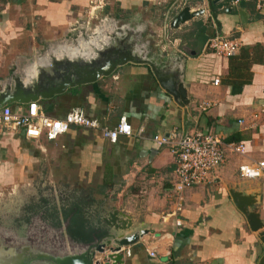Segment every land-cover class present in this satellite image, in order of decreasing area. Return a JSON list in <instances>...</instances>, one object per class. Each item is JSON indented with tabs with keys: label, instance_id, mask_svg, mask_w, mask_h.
Listing matches in <instances>:
<instances>
[{
	"label": "crops",
	"instance_id": "obj_1",
	"mask_svg": "<svg viewBox=\"0 0 264 264\" xmlns=\"http://www.w3.org/2000/svg\"><path fill=\"white\" fill-rule=\"evenodd\" d=\"M112 2L117 11L114 17H118L117 36L113 45L96 49L102 52L101 56L91 52L88 43H81L82 46H76L78 43L73 41H61L56 46L46 41L34 43L33 49L47 45L45 49L49 52L45 55H50L53 60L46 69L47 58H38V64H32L33 70L36 76L40 72L52 75V68L55 70L62 56L78 65L98 61L101 68L110 60L122 57L126 60L109 76H100L96 81L80 86H67L64 94L48 101L37 100L36 104L52 118L63 117L73 108L108 127H113L118 118L124 117L131 135L121 136L111 144L96 130L72 126L55 140L41 139L32 143L44 147L58 143L59 163L67 168V175L73 170L71 175L80 187H88L94 182L102 192L111 193L112 203L104 204V215L116 211V223L129 226L123 230L109 228L110 233L146 232L137 243L125 248L128 254L123 253L121 264H264V248L258 231L248 228L250 215L260 220V228L264 230V178H245L237 173L238 165L264 161V61L250 67L248 85H227L224 80L228 59L216 57L204 49L207 38L217 33L207 13L172 31L165 27L178 10L169 8L171 0ZM229 2L223 1L216 13L220 26L218 34L238 38L242 47L259 44L264 48V0L257 10L254 2L243 1L242 5ZM86 3L87 0H0V49L11 42L16 43L15 38L29 27L31 33H39L40 38L50 41L76 30V25L81 23V14L86 13L82 7ZM158 7L165 8L164 19L153 14ZM227 9L230 10L227 12ZM143 10L150 12L149 17H145L142 25L136 24L143 17ZM238 10L244 14V23L240 22ZM98 21L105 23L104 18ZM126 33L156 35L148 45L154 50L151 61L134 58L136 53H133L134 57L127 54L133 44L124 37ZM2 61L0 58V65ZM23 67L19 69L21 72ZM151 67L165 78L182 83L187 100L185 106L173 101L158 86ZM214 79L219 81L217 85L212 84ZM14 83L11 79L0 84V91L22 95L34 91V87H28L25 81L17 87ZM201 102H209L212 106L198 113L197 106ZM21 105L25 109L26 104ZM14 107L15 104L11 106ZM55 109L58 110L56 114ZM173 128H180L185 133L215 134L225 142L237 141L245 147L242 155L225 152L223 164L210 172L207 183L182 189L177 212L180 225H175L172 215L161 219L175 202V197L169 194L175 180L174 163L166 148L157 147L150 141L151 136L166 134ZM139 130L141 138L136 135ZM13 136L23 141L19 131L10 135ZM102 175L110 176L112 184L108 187L107 183L103 184ZM145 248L153 249L155 256L149 257ZM92 249L64 246L62 250L58 246L44 247L39 252L50 257L56 255L61 260L59 264H84ZM95 255L97 259L102 256Z\"/></svg>",
	"mask_w": 264,
	"mask_h": 264
},
{
	"label": "rangeland",
	"instance_id": "obj_2",
	"mask_svg": "<svg viewBox=\"0 0 264 264\" xmlns=\"http://www.w3.org/2000/svg\"><path fill=\"white\" fill-rule=\"evenodd\" d=\"M172 1L169 3V8L172 10H174V7L177 9L182 5L192 9L198 3L200 4L199 8L203 6L202 0H175L174 3ZM113 6L112 0H87L85 7L84 4L82 5L86 13L81 14L79 21L81 23L76 25L77 29H72V31L60 36L58 35V38L53 41L45 40L46 38H42V36L41 39L39 33L33 34L29 31L30 27L27 28L28 31L15 38L16 43L11 42L0 49V58L3 60V64L0 65V84L8 83V81L13 79L18 84L25 81L30 88L35 82H38V84L42 83L43 90L44 87L50 85L47 83L49 82L48 77L51 76L49 72H46V74L40 72L36 76L37 73L33 70L32 64L36 66L38 58L46 57L47 61L44 64L49 67V62L53 60V57L45 55V52H49L48 49H45L47 45H41L39 46L40 48L38 47L39 49H33L31 45H34V43L39 44L41 42L42 44L46 41L52 42L51 44L55 46L60 44L59 42L61 41L77 42L76 46H82L81 43H85V45L88 43L90 51L94 54H96L97 48H102L104 45H113L114 37L117 36L118 21V17H114L117 11H114ZM158 8L153 14L163 16L164 19L165 8ZM101 9L104 10L101 11ZM99 10L101 12H97ZM142 12L143 17L137 20L136 24L142 25L145 22V17H149V11L143 10ZM103 18L105 23L101 24L98 20ZM125 20L127 21V19ZM165 22H167V19H165ZM70 32H73V34ZM48 35L46 34V36ZM124 37L133 44L131 45L132 49L129 48V51L127 50L128 55L134 57L133 53H136L134 58L151 61L154 50H151L152 47L149 48L148 45L156 39L155 34L137 33L129 35L126 33ZM48 38H51V36H48ZM36 44L35 46H37ZM66 60L62 56L59 61L61 63L60 68L64 67L63 64ZM22 66H24L23 72L19 70ZM38 78L41 81H38ZM54 113H58V110L55 109ZM11 134L13 133L0 130V264H7L13 254H20L23 248H28L27 252H35L36 249L41 250L45 246L43 244L45 238L42 239L39 235L41 231L37 229L36 216L33 215V218H31V226L23 223V218L28 213L22 210L23 206L30 204V202L35 203L39 197L46 199V203L50 206L56 200L58 193L63 192L64 185H68V188L75 185H77L75 187H80L76 179L71 175L73 170L70 169L71 171L67 175V168L65 169L60 165L59 161L61 158L56 152L59 146L58 143H48L49 146L46 145L44 147L43 144L39 146L33 144L32 141H21L14 136L11 138ZM77 179L79 178L77 177ZM95 184L91 182L89 186L95 187ZM99 189L101 194L106 196L105 203L108 201H110L108 202L109 204L112 203L110 199L112 197L111 193L102 192L101 187ZM100 197L102 196L100 195ZM46 236L48 235L46 234ZM64 246H69L70 248L74 245H65L60 242L59 247L62 250ZM6 250L9 252L6 253Z\"/></svg>",
	"mask_w": 264,
	"mask_h": 264
},
{
	"label": "built area",
	"instance_id": "obj_3",
	"mask_svg": "<svg viewBox=\"0 0 264 264\" xmlns=\"http://www.w3.org/2000/svg\"><path fill=\"white\" fill-rule=\"evenodd\" d=\"M202 1L204 2L202 8L209 16L205 8L206 0ZM238 1L254 2L257 10L263 0H230L232 4ZM241 47L238 38H229L218 33H213L204 44L205 50L223 59L231 58ZM218 83L217 79L212 81L213 85ZM12 105H4L0 108V130L9 133L19 131L26 142H38L41 139L55 140L72 126L96 130L103 140L111 144L121 136L131 135V128L124 117L118 118L113 127H108L86 118L84 113L78 109L71 108L63 117L52 118L36 104V101L28 102L25 109L21 104H15L14 108H11ZM211 106L209 102H201L197 106V111L202 113ZM141 134L139 130L136 135L141 138ZM150 141L157 147L166 148L173 159L174 170L172 172L175 180L169 194L175 197V202L171 211L161 216V219L172 215L175 218V225H180L181 222L177 217V212L180 210L179 199L182 189L207 183L210 172L223 164L225 152L239 155L245 152V147L240 142H225L218 135L200 131L184 134L180 128H173L166 134H155L151 136ZM237 173L245 178H264V161L258 160L249 165H238ZM145 251L149 257L155 256L153 249L145 248ZM124 253L128 254V250L125 249ZM95 260H98L96 256L93 257V261Z\"/></svg>",
	"mask_w": 264,
	"mask_h": 264
},
{
	"label": "water",
	"instance_id": "obj_4",
	"mask_svg": "<svg viewBox=\"0 0 264 264\" xmlns=\"http://www.w3.org/2000/svg\"><path fill=\"white\" fill-rule=\"evenodd\" d=\"M225 0H206V6L209 13V17L211 21L213 22L217 33L219 31V23L216 20V13L217 11L211 8V6L218 4L220 2H223ZM230 9H227L228 12ZM205 14L204 8H197L195 10L189 9L187 6L182 5L180 8H178L175 15L171 17L169 22L167 23V27L174 31L176 30L181 24L189 22L195 18L201 17ZM238 15L240 18V22L244 23V14L242 11L238 10ZM96 54L100 55L102 52L96 51ZM126 60L125 57H122L120 60H110L108 61V65H105L104 67H99L98 61H90L88 64L84 65H78L77 63L66 61L63 64V68H60L61 63L59 62L56 64L55 70H53V74L48 77L47 82L48 86L44 87V90L42 89V83H35L31 85V88L34 89L32 91L33 93H30L28 95H22L18 93H7L0 91V108L4 105H12V104H27L28 102L42 100V101H48L54 96H59L65 93L67 86H80L87 83H92L96 81L100 76H109L116 66L122 65V63ZM51 63V62H50ZM55 63V62H53ZM68 66V68H67ZM50 68L47 66L46 69ZM60 68V69H59ZM70 68V69H69ZM74 68V69H73ZM89 69V70H88ZM152 75L157 82L158 86L166 93L168 94L173 101L179 103L180 105H186L187 100L185 97V90L181 82H174L169 78H165L164 75H160L157 71H155L154 68L151 67ZM46 74V73H44ZM85 74V75H84ZM84 75V76H82ZM46 76V75H45ZM15 81V80H14ZM38 81H41L40 78ZM54 83V84H53ZM15 87L19 86V84L15 81L14 83ZM185 134V131H182ZM240 208V206L238 205ZM116 211L108 212L106 215L102 217L103 221L107 225V236L102 239L99 243L95 244L90 252V255L87 258V261L84 264H121L123 262V249L128 245H132L138 242V239L145 234L146 232L144 230H136L133 231L131 234L127 233L125 235H113L110 233L109 228L111 230H123L127 228L129 225H118L116 223ZM250 219V222H248V228L251 230L258 231V238L261 242L263 248H264V230H261V222L260 220H255L252 218V216L249 215L248 217ZM260 229V230H259ZM90 247V248H92ZM84 249H90L87 247H81ZM28 248L21 249L20 254L17 253L13 254L11 259L7 261V264H59L60 259H58L55 256L50 257L49 254L40 253L39 249H36L35 253L34 251H29ZM9 251L6 250V253ZM32 252V254H31ZM98 253L102 256L98 259L93 261L94 255ZM96 256V255H95ZM43 260V261H41ZM48 260V261H46Z\"/></svg>",
	"mask_w": 264,
	"mask_h": 264
},
{
	"label": "trees",
	"instance_id": "obj_5",
	"mask_svg": "<svg viewBox=\"0 0 264 264\" xmlns=\"http://www.w3.org/2000/svg\"><path fill=\"white\" fill-rule=\"evenodd\" d=\"M242 2L238 1L239 4ZM221 6L222 2L211 8L220 11ZM207 21L210 23V19ZM263 61L264 48L261 45L241 47L226 61L228 70L224 82L230 86L248 85L251 79L250 67L262 64ZM101 178L103 184H112L110 176L102 175ZM105 197L96 187L68 188V185H64L63 192L58 193L50 206L43 197H39L35 203L30 202L23 206L22 210L28 212L23 218V223L31 226V218L36 216L37 229L41 231L39 235L42 239L45 238L43 244L46 248H58L60 242L90 248L108 234L107 225L102 219L106 213Z\"/></svg>",
	"mask_w": 264,
	"mask_h": 264
}]
</instances>
